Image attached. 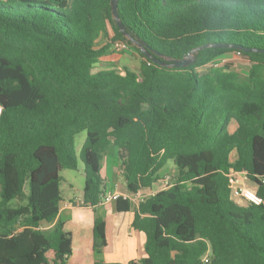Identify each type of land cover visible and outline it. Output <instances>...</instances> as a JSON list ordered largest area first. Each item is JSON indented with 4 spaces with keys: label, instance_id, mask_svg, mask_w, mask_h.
Here are the masks:
<instances>
[{
    "label": "trees",
    "instance_id": "obj_1",
    "mask_svg": "<svg viewBox=\"0 0 264 264\" xmlns=\"http://www.w3.org/2000/svg\"><path fill=\"white\" fill-rule=\"evenodd\" d=\"M117 13L125 34L110 0H0V264H121L98 258L111 146L130 194L157 182L168 160L176 169L136 207L114 200L117 212L133 208L131 226L145 237L144 256L129 264H264V53L255 51L264 0H117ZM109 26L167 64L194 59L164 66L138 48L135 66L94 69ZM236 51L250 62L246 75L201 71ZM81 131V205L93 220L84 257L71 262L77 213L59 216L60 171L77 167ZM231 170L246 172L262 203L230 198Z\"/></svg>",
    "mask_w": 264,
    "mask_h": 264
},
{
    "label": "crops",
    "instance_id": "obj_2",
    "mask_svg": "<svg viewBox=\"0 0 264 264\" xmlns=\"http://www.w3.org/2000/svg\"><path fill=\"white\" fill-rule=\"evenodd\" d=\"M233 122L234 121H232L230 125H232ZM233 152L230 154V156L233 155L232 159H234L236 156V153ZM174 170L176 169L174 168ZM100 173L106 180H108L106 182V194L117 193L122 198H132L133 194L128 193L125 186L124 177L122 169L120 167L118 156L116 160L113 161L112 165L109 166V164H105L104 168L101 167ZM166 176H160L159 180L155 182L151 187L143 188L137 193L143 196H148L162 189L164 187L163 179ZM110 178L112 179V181L110 180ZM249 187L255 189L253 184ZM81 198L82 195L78 199H62V201L60 202L59 216L61 219L67 220L71 218L73 210H75V213H77V224L73 233V253L70 256L71 262L75 261L78 258H83L85 251L88 249L89 246L88 237L90 227L92 225L93 213L92 209H84L82 207ZM131 201L134 207L138 205V203H135L133 200ZM96 210L97 214L103 215L106 222L105 235L107 244L100 253V259L106 262H114L113 260L116 258H125L127 259L125 264H129L128 262L133 259V253H139L138 249H140L141 243H144L145 240L144 234L138 230L133 229L131 226V222L134 215L133 208L128 211L117 212L115 210V201H110L107 203H100ZM108 217H110L111 222V233L114 235V248L112 249H110L109 247ZM48 226L49 225L43 224L44 228ZM104 253L107 254L103 255Z\"/></svg>",
    "mask_w": 264,
    "mask_h": 264
},
{
    "label": "rangeland",
    "instance_id": "obj_3",
    "mask_svg": "<svg viewBox=\"0 0 264 264\" xmlns=\"http://www.w3.org/2000/svg\"><path fill=\"white\" fill-rule=\"evenodd\" d=\"M112 35L113 32L111 30V27L109 26L107 32L102 36L98 37L97 39L98 45L102 46L103 44H107L108 52L106 55L101 57V59L96 63L94 69H104L109 67H115V68L132 67L135 66L136 63H139V61L142 59V57L139 55V52L137 51L139 47L133 43V44H128L127 48L119 50L115 47V42L118 40L114 39ZM188 59H191L193 61L194 53L191 54V56ZM211 65L224 66L227 67L229 70L237 71L241 75H246L250 67V62L248 59H246L240 54L230 53V54L222 55L214 59L213 61L209 62L207 65L201 68V71H205ZM234 125L235 122H233V124L229 126V129L232 130ZM85 137H86L85 131H81L74 136V150L77 160V167L75 169L65 168L60 171V177H61L60 191L62 193V198L64 200H68L70 198L78 199L82 195L83 187H84V175H83V163L80 159V149L85 140ZM116 151L117 150L114 146H111L109 148L107 153L104 154L102 157L101 167L104 168L105 164H109V166L112 165L113 161L116 160L117 158ZM174 168L175 166L173 162L171 160H168L166 164L163 166V168L160 170L159 175L160 176L167 175L171 179L175 175ZM110 180L112 181L111 178ZM107 181L108 180H106V182ZM245 183L247 186L252 185V183L248 180ZM230 198L237 204L240 205L246 204L245 201L241 198L235 197L233 195H230ZM110 225H111L110 217H108V239H109V247L110 249H112L114 248V241H113L114 235L111 233ZM138 251L139 253H133L134 255L133 259H139L140 257L144 256L143 243H141V247L140 249H138ZM106 254L107 253H104L103 255ZM100 255L101 254L98 255V258H101ZM126 260L127 259L125 258L122 259L116 258L113 261L119 262L121 264H125Z\"/></svg>",
    "mask_w": 264,
    "mask_h": 264
},
{
    "label": "built area",
    "instance_id": "obj_4",
    "mask_svg": "<svg viewBox=\"0 0 264 264\" xmlns=\"http://www.w3.org/2000/svg\"><path fill=\"white\" fill-rule=\"evenodd\" d=\"M115 47L119 50H122L128 47V43L126 41L118 40L115 42ZM234 53L240 54L239 51H236ZM0 113H1V106H0ZM168 180H169V177L166 176L163 179L164 184H167ZM247 180H248V177L245 171L231 170L228 173V182H229V188H230L231 195L241 198L245 202L252 203L255 205L262 203L263 199L257 194L256 189L251 188L246 185L245 182ZM118 197H120V195L117 193H107L102 197L100 203H107L110 201H114ZM143 197H144L143 195L139 193H135L132 195V198L130 200H133L135 203H139L143 199Z\"/></svg>",
    "mask_w": 264,
    "mask_h": 264
},
{
    "label": "water",
    "instance_id": "obj_5",
    "mask_svg": "<svg viewBox=\"0 0 264 264\" xmlns=\"http://www.w3.org/2000/svg\"><path fill=\"white\" fill-rule=\"evenodd\" d=\"M110 5H111V13H112V16H113L117 26L119 27L120 31L125 34L124 25L122 24V22H121V20H120V18L118 16V13H117V0H110ZM131 41L140 48L141 53L144 56L149 58L154 63L160 64V65L183 67V66H186L188 64V62L192 61L191 59H188L191 56V54H192V53H189L186 57H184L182 59H169V64H167L166 62H164L161 59V57L158 54H156L155 52H153L150 49H148L139 40H135V39H133L131 37ZM218 45L219 44H216V46H218ZM222 46H230L232 48L241 49L243 51H251L252 50L251 48L242 47L240 45H222ZM255 51L264 53V49H255Z\"/></svg>",
    "mask_w": 264,
    "mask_h": 264
}]
</instances>
